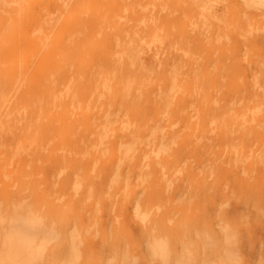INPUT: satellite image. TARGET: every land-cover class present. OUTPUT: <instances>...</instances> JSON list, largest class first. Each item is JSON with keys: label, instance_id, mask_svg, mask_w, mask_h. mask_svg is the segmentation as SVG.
Returning <instances> with one entry per match:
<instances>
[{"label": "rangeland", "instance_id": "rangeland-1", "mask_svg": "<svg viewBox=\"0 0 264 264\" xmlns=\"http://www.w3.org/2000/svg\"><path fill=\"white\" fill-rule=\"evenodd\" d=\"M0 264H264V0H0Z\"/></svg>", "mask_w": 264, "mask_h": 264}]
</instances>
